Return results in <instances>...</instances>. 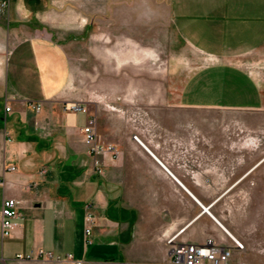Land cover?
<instances>
[{"label":"crops","instance_id":"1","mask_svg":"<svg viewBox=\"0 0 264 264\" xmlns=\"http://www.w3.org/2000/svg\"><path fill=\"white\" fill-rule=\"evenodd\" d=\"M171 10L180 34L211 61L189 78L181 95L185 103L261 109L264 86L234 56L264 46V0H171ZM116 32L128 35L123 27ZM11 33L15 41L0 44V53L6 52L0 55V102L12 104L8 112L0 104V208L2 200L13 198L18 216L11 235H0L2 260L46 261L38 256L42 250L71 264H170L165 239L183 227L184 242L214 238L231 243L226 232L234 235L225 219L202 213L198 204L206 206L201 200L209 186L202 159L168 157L162 144L150 147L141 140L172 177L136 141L115 147L99 139L121 151L98 158V174L82 142L86 114L62 110L69 76L62 46L46 30L27 24ZM30 104H40V110ZM85 204L94 218L89 242ZM239 250L233 249L231 264L243 259ZM19 254L30 258L18 260ZM67 254L72 260L65 259Z\"/></svg>","mask_w":264,"mask_h":264},{"label":"rangeland","instance_id":"2","mask_svg":"<svg viewBox=\"0 0 264 264\" xmlns=\"http://www.w3.org/2000/svg\"><path fill=\"white\" fill-rule=\"evenodd\" d=\"M3 10V46L15 41L9 30L21 24L46 30L62 46L69 69L64 105L86 107L98 141L119 147L138 136L150 147L162 144L168 157L206 162L208 195L201 201L212 203L213 215H221L243 244L237 252L243 259L235 264H264V161L222 194L264 156V106L239 110L185 103L181 95L189 78L211 61L180 34L171 0H10ZM121 27L128 35L116 32ZM235 55L264 86V46ZM0 264L71 263L0 258Z\"/></svg>","mask_w":264,"mask_h":264},{"label":"built area","instance_id":"3","mask_svg":"<svg viewBox=\"0 0 264 264\" xmlns=\"http://www.w3.org/2000/svg\"><path fill=\"white\" fill-rule=\"evenodd\" d=\"M9 0H1L0 7L4 8L8 5ZM31 107L37 112L40 110V104H30ZM9 106H5V111L8 112ZM64 110L72 112L74 114L84 113L86 114V119L81 127L82 142L87 148V152L93 158V165L96 168L98 174L101 173L98 158L104 156L105 154H111L113 156L118 155V151L112 144H103L98 141L96 122L92 115L87 113L86 107L80 103H67L64 105ZM139 145L144 149L146 147L140 141L138 136L133 137ZM146 151H148L146 149ZM148 153L154 157V155L148 151ZM155 158V157H154ZM156 159V158H155ZM157 160V159H156ZM160 164L161 162L157 160ZM166 172L171 176L172 174L168 169L161 164ZM13 167H9L8 170H13ZM173 177V176H172ZM178 182V180H177ZM1 183V182H0ZM179 183V182H178ZM194 198V197H193ZM198 203V201L194 198ZM17 204L18 202L13 198H6L2 200L0 208V235L1 237H8L11 235L15 222L14 219L17 218ZM201 212L206 213L208 216L212 217L209 208L202 206ZM85 216H84V235L86 242H89V237L92 231V225L94 222L93 214L91 212V205L85 204ZM184 227L181 228L176 233L165 239V244L167 247V252L170 259V264H228V261L232 255L233 249H243V244L237 239L233 238L228 232L227 236L230 238L231 243L224 241L223 239L208 238L203 243H189L181 240L180 234L183 232ZM38 256L44 260H56L57 262L62 261V258H55L50 252L38 251ZM30 257H24L22 255H17L18 260H27ZM66 260H72V255L67 254L65 256ZM75 264H80V262H75Z\"/></svg>","mask_w":264,"mask_h":264},{"label":"bare ground","instance_id":"4","mask_svg":"<svg viewBox=\"0 0 264 264\" xmlns=\"http://www.w3.org/2000/svg\"><path fill=\"white\" fill-rule=\"evenodd\" d=\"M115 108H112V110H114ZM140 141H141V139H140ZM142 142V141H141ZM142 144H144L143 142H142ZM264 160V156L257 162V164L255 165V166H258V164L261 162V161H263ZM254 166V167H255ZM245 176V175H244ZM236 182V181H235ZM234 184V183H233ZM222 195V194H221ZM220 197V196H219ZM217 199V198H216ZM215 199V200H216ZM212 205V203H210L209 204V208H210V206ZM207 206V205H206ZM206 206H204V207H206ZM211 214V213H210ZM231 235V234H230ZM232 236V235H231ZM233 237V236H232ZM233 238H235V236L233 237ZM236 239V238H235Z\"/></svg>","mask_w":264,"mask_h":264},{"label":"water","instance_id":"5","mask_svg":"<svg viewBox=\"0 0 264 264\" xmlns=\"http://www.w3.org/2000/svg\"><path fill=\"white\" fill-rule=\"evenodd\" d=\"M206 208H209V205H207Z\"/></svg>","mask_w":264,"mask_h":264}]
</instances>
